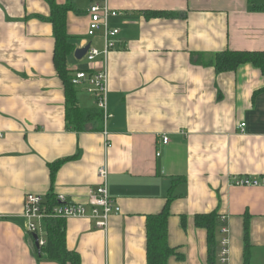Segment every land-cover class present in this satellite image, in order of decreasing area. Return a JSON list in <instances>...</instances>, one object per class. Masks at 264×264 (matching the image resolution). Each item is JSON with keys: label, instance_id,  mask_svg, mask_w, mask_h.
<instances>
[{"label": "crops", "instance_id": "1", "mask_svg": "<svg viewBox=\"0 0 264 264\" xmlns=\"http://www.w3.org/2000/svg\"><path fill=\"white\" fill-rule=\"evenodd\" d=\"M56 2L70 7L73 76L98 68L100 60L90 63L75 52L88 43L103 48L102 33L88 36L89 9L102 0ZM108 5L120 13L109 19L120 29L119 46L109 56L110 146L104 129L78 132L66 119L49 1L0 0V264H73L41 252L27 232L25 197L64 195L87 204L104 162L110 195L122 210L107 230L87 217L66 219L67 246L81 264H148V216L166 208L170 190L168 242L184 258L173 255L168 264H208V231L196 216L213 212L229 228L220 233V241L229 238L228 264L244 263L249 220L257 264L255 255L264 253V185L231 180L264 177V74L252 64L220 73L197 63L228 49L264 52V0ZM159 11L174 16L146 14ZM75 98L82 109L98 107L84 87H76ZM60 160L53 177L51 166ZM40 225L47 238L46 221Z\"/></svg>", "mask_w": 264, "mask_h": 264}, {"label": "trees", "instance_id": "2", "mask_svg": "<svg viewBox=\"0 0 264 264\" xmlns=\"http://www.w3.org/2000/svg\"><path fill=\"white\" fill-rule=\"evenodd\" d=\"M52 8L51 21L54 26L56 38L55 65L60 77L66 86L68 107L66 109L67 121L74 125L78 132L103 130L104 114L99 108L82 109L76 102V87L72 83L73 74L68 68V56L73 50L69 42L67 33L66 17L70 7L48 0ZM150 17H173V13L168 12H147ZM197 63V62H196ZM203 64L215 67L217 72L234 71L243 64H252L259 68L264 74V52L261 51H235L225 50L215 54L209 63L198 61ZM65 160H60L52 164V175L56 172ZM46 200L51 206L56 204L55 195H49ZM173 199L170 190L167 198L166 208L159 214L148 216L147 220V260L148 264H168L169 258L176 255L178 259H183V255L171 247L168 242V219L170 215V203ZM185 222V218H183ZM196 224L206 228L208 231V264H219L220 233L226 225L221 220L217 212L209 214H199L196 216ZM47 243L41 246V252L47 254L52 259L62 263L67 261L73 264H81L80 256L76 251L68 248L66 242V219L50 218L46 220ZM222 240V239H221ZM253 246L250 242V224L247 219L244 225V263L253 264Z\"/></svg>", "mask_w": 264, "mask_h": 264}, {"label": "built area", "instance_id": "3", "mask_svg": "<svg viewBox=\"0 0 264 264\" xmlns=\"http://www.w3.org/2000/svg\"><path fill=\"white\" fill-rule=\"evenodd\" d=\"M90 22L88 26V36L95 37L102 33L103 48L95 45L90 46L86 53V58L90 63L101 61V65L96 69H79L73 76L72 83L77 87H84L96 98L98 107L104 114V136L106 145L110 146L109 134L107 132V121L113 116L108 105V81H109V56L113 50L119 46L120 29L109 25L110 17H116L120 13L111 9L108 0H102V3L93 4L90 9ZM246 123L240 124L243 128ZM169 137H163V143L168 144ZM98 183L94 189H91L88 195L87 204L69 201L64 195L56 197V204L50 205L44 197L38 194H27L24 201L23 216L27 221V232L37 234L39 247L46 245L47 238L42 237L41 222L50 218H82L87 217L95 221L97 227L107 230L110 218L114 214L121 213V206L116 203V199L109 192V167L104 162L97 172ZM231 184L238 186H260L264 185V177L261 179L252 177H233ZM90 206V210L88 207ZM229 228L225 225L222 232L227 234ZM229 238L224 236L220 242L219 264H228L229 262Z\"/></svg>", "mask_w": 264, "mask_h": 264}, {"label": "water", "instance_id": "4", "mask_svg": "<svg viewBox=\"0 0 264 264\" xmlns=\"http://www.w3.org/2000/svg\"><path fill=\"white\" fill-rule=\"evenodd\" d=\"M90 46H91V43H88L85 47L76 50V52H75L76 57L79 59H82L86 55V53L88 52ZM34 238L36 240V244L39 246L38 235L34 234Z\"/></svg>", "mask_w": 264, "mask_h": 264}, {"label": "rangeland", "instance_id": "5", "mask_svg": "<svg viewBox=\"0 0 264 264\" xmlns=\"http://www.w3.org/2000/svg\"><path fill=\"white\" fill-rule=\"evenodd\" d=\"M255 256H256V259H257V264H264V253L262 254L260 252V250H259ZM256 259H254V261Z\"/></svg>", "mask_w": 264, "mask_h": 264}]
</instances>
